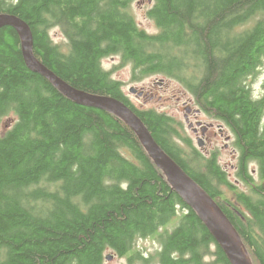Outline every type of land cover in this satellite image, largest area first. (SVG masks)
<instances>
[{
	"label": "trees",
	"instance_id": "16d2710c",
	"mask_svg": "<svg viewBox=\"0 0 264 264\" xmlns=\"http://www.w3.org/2000/svg\"><path fill=\"white\" fill-rule=\"evenodd\" d=\"M132 1L0 0V13L29 25L33 54L59 77L129 106L229 218L252 263L264 264V91L255 97L248 82L264 55V0H151L155 33L138 26ZM115 55L136 81L157 73L178 80L201 112L225 123L238 150L234 174L247 191L228 179L216 153L205 156L181 137L174 118L130 103L101 63ZM9 113L15 120L0 135V264H106L108 254L129 264H230L131 128L28 69L17 32L4 26L0 116ZM141 238L158 248L142 252Z\"/></svg>",
	"mask_w": 264,
	"mask_h": 264
},
{
	"label": "water",
	"instance_id": "95a60500",
	"mask_svg": "<svg viewBox=\"0 0 264 264\" xmlns=\"http://www.w3.org/2000/svg\"><path fill=\"white\" fill-rule=\"evenodd\" d=\"M4 26H10L17 32L20 39L22 57L28 69L45 77L66 98L80 105L107 111L131 128L148 156L162 171L171 188L196 212L210 231L230 264H253L241 237L229 218L213 198L158 145L142 120L129 106L113 96L92 93L74 87L39 61L32 51L30 27L20 17L10 13H0V28ZM161 81L162 79L156 83L161 85ZM129 92L137 96L142 94V91L137 92L134 86L129 87ZM199 124L200 122H198ZM187 126L190 128L191 124ZM198 145L201 146L199 139ZM112 257L113 255L108 254L106 255V260H110Z\"/></svg>",
	"mask_w": 264,
	"mask_h": 264
},
{
	"label": "rangeland",
	"instance_id": "374dc122",
	"mask_svg": "<svg viewBox=\"0 0 264 264\" xmlns=\"http://www.w3.org/2000/svg\"><path fill=\"white\" fill-rule=\"evenodd\" d=\"M151 0H133L130 5V11L132 12L136 23L138 26L148 33L157 32V27L155 26L153 20H151L146 15L147 9L151 6ZM50 36L56 43L60 44L61 47L65 50L66 48V39L62 35L61 31L58 28H53L50 30ZM104 69L110 71L111 77L119 80L122 83V89L126 96L128 97L131 104L138 109H154L158 112L165 113L176 121L177 125L179 124V133L180 136L189 138L191 143L205 156H208L211 151H216L218 163L226 171V175L230 181H232L237 187L243 191H247V187L243 182L239 181L235 174L233 166L236 164L235 155L232 154V146H229L227 149L223 148V138L216 137L213 139H207L205 143V148H202L198 145V141L195 138V135L188 128L187 122L184 118V107L182 106L183 101H188L193 107H197L194 103V100L191 94L184 88V86L176 79L168 78L163 74L157 73L147 76L146 78L136 81L132 79L131 75V65L129 63H123L119 55L108 56L102 59L101 61ZM163 79L164 84L163 88H159L158 85H154L155 81ZM253 80V82H252ZM264 81V62L258 68L254 77L248 78V82L251 83L253 89V95L259 97L264 89L262 87ZM134 86L137 88L149 87L153 88L155 94L154 98L151 101L145 103L144 98L129 92V87ZM198 118L211 123L214 122L215 125L219 123L217 119H214L207 115L204 112L199 113ZM15 116L13 113L0 116V135L14 122ZM264 125V117H263ZM216 130V127H214ZM178 143L181 144L183 148H187L182 139H177ZM256 165L250 164V169L252 173L255 171ZM220 190L225 193L226 196H230V193L225 187H220ZM136 246L139 249L148 254L153 252L158 248L157 242L152 238H141L136 242ZM106 264H129L124 257H118L113 255L110 260L105 261Z\"/></svg>",
	"mask_w": 264,
	"mask_h": 264
},
{
	"label": "flooded vegetation",
	"instance_id": "af4514ba",
	"mask_svg": "<svg viewBox=\"0 0 264 264\" xmlns=\"http://www.w3.org/2000/svg\"><path fill=\"white\" fill-rule=\"evenodd\" d=\"M264 62V55L261 58V61L256 69V72L258 70V68L263 64ZM157 81H155L153 83L154 85H158L159 88H163V82L164 80L162 79L161 81V85L156 83ZM137 92L142 91V94L139 96L140 98H144L145 103L149 100L151 101L155 94L153 92V88H149V87H141V88H137ZM131 103V102H130ZM182 106L184 107V118L185 121L188 124H191V127L189 129H191V131L193 132V134L195 135V138L199 139V142L201 143V147L205 148V143L207 139H213L216 137H222L223 138V148L227 149L229 146H232V154L235 155V158L237 159L238 156V150L234 145V135L231 132V130L225 125L224 122L219 121V123L217 125H215L214 122L208 123L205 122L201 119L198 118L199 113H201V111L196 107H193L188 101H183L182 102ZM135 107V106H134ZM137 108V107H135ZM198 122H200V124L198 125ZM214 127H216V130L214 129ZM216 153V151H211L209 153ZM235 166H233L232 169H234Z\"/></svg>",
	"mask_w": 264,
	"mask_h": 264
},
{
	"label": "bare ground",
	"instance_id": "6f19581e",
	"mask_svg": "<svg viewBox=\"0 0 264 264\" xmlns=\"http://www.w3.org/2000/svg\"><path fill=\"white\" fill-rule=\"evenodd\" d=\"M26 65V64H25ZM45 78V77H44Z\"/></svg>",
	"mask_w": 264,
	"mask_h": 264
}]
</instances>
